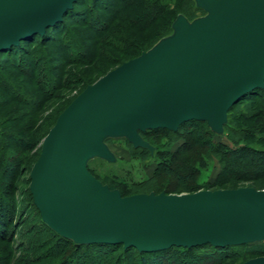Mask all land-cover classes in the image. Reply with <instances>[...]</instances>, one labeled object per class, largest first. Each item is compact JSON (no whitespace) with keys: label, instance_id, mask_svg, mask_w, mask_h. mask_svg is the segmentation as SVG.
Masks as SVG:
<instances>
[{"label":"water","instance_id":"95a60500","mask_svg":"<svg viewBox=\"0 0 264 264\" xmlns=\"http://www.w3.org/2000/svg\"><path fill=\"white\" fill-rule=\"evenodd\" d=\"M77 0H0V53L60 23ZM204 14L178 15L171 33L85 87L42 139L29 173L41 220L76 247L122 245L139 253L171 247L264 242V190L121 196L88 170L116 163L106 141L154 147L141 134L184 123L224 134L229 110L264 90V0H193ZM243 264H264V256Z\"/></svg>","mask_w":264,"mask_h":264},{"label":"trees","instance_id":"16d2710c","mask_svg":"<svg viewBox=\"0 0 264 264\" xmlns=\"http://www.w3.org/2000/svg\"><path fill=\"white\" fill-rule=\"evenodd\" d=\"M86 1L77 0L73 9L67 12L62 21L54 27L48 28L43 36H33L21 42L17 47H12L8 51L0 53V92L3 95L7 94L5 102H0V108L12 103L29 107L31 104H35L34 100L30 97H34L39 106H42L63 85L64 82L60 75L61 69L65 65L85 63L86 59L81 53L84 54L87 52L86 54H88L92 48L88 45V40L86 39V41L83 38H86L85 35L82 39L81 35H77V33H73L67 28L65 24V19L67 18L77 22V25L80 24L79 26L85 27L91 35L88 37L92 38L94 43L97 44L99 39H102L107 34L110 25L116 21H121L127 24L129 28L143 32L152 27L155 22L162 21L165 17V28L157 34V40L150 47L141 51L139 53L140 55L142 52L150 49L161 38L171 33V25L178 15H183L189 21H192L194 17L190 16L193 8L196 11L202 12L195 7L193 0H181L182 5L179 7L170 6L169 3L160 2L159 0H89L90 5L86 7ZM117 37L119 36H112L111 40L114 41ZM36 39H39L40 45L54 46L51 50L49 49V53L56 52L57 54L53 59L55 61L54 66L49 65V61L51 62L53 57H48L50 55L44 57L37 48L32 50L33 43H35ZM48 73L53 80L52 83L47 82ZM89 85L91 84H87L85 87ZM48 88L49 90H47ZM261 97L264 101V90H256L246 95L229 110L227 124L224 126V134L229 144H231V147L223 143H213L212 138L215 135L210 132L206 124L191 121L181 125L176 132L157 129L141 134L142 138L147 133L167 135L173 138L180 135L183 137L181 144L175 151L171 152L167 150L157 153L158 165L153 177L149 181L134 184L132 187L121 182L112 187L115 184L114 181H103V179L89 168L91 161L88 163V170L102 184L107 185L110 189L119 190L123 197L133 195V190L135 189H137L135 192L138 194L142 192V189L145 190L151 183H153L150 187L151 191H154L155 194H159L160 192L166 194H173V192H180V194L182 192L195 193L202 190V187L198 185V176L200 171L206 167L205 161L214 156L218 160L220 171L215 180L212 183H208L209 188L207 190H225L231 183L233 185L237 184L241 174L245 177V181L255 183V186H262L264 185V148L258 147H264V108L258 111L252 110L254 107L251 106L254 103L250 102L243 110L235 114V110L242 102ZM72 100L68 102L66 107ZM62 111L55 116L50 128L54 125L56 118ZM239 122H243L244 125L246 122H249L253 125V128H243L244 126L238 124ZM4 124L6 123L0 122V241L12 238L13 232L11 233L6 230V227L13 223V217L15 216L13 214V206L8 203L7 196L2 191L4 186H6L3 183L6 177H11L15 174L18 171L19 165L8 151L9 148L21 150L29 146V140L25 136V131H20L16 127L12 129V132L7 131L1 126ZM50 128L46 132L44 131L42 134H39L42 139ZM185 129L189 131L185 135L181 134ZM147 142L149 144L151 143L148 140ZM249 142H253V145H250ZM138 151L140 152L141 150ZM144 153L146 152L144 151ZM232 168L239 170L234 172L232 170L231 172ZM166 173L167 175L164 176ZM28 182H30L29 179ZM184 186L187 188H182ZM175 187L179 191H171L170 188ZM151 191H146V193ZM28 195L39 219V224L52 236L54 245L62 247L61 250L64 255L58 264H76L80 256H82L80 261H84L83 264H104L106 259H109V255L106 254L107 252H115L120 249L122 250V254L126 255L127 259L129 256L136 259L137 264H186V262L189 264H197V262L198 264L203 262L211 264L216 258L214 254H218L219 251L248 246H229L223 249L214 248L210 245L190 249L171 247L162 252L149 254L139 253L134 248L123 249L122 245H88L76 247L71 241L61 238L43 223L38 210L33 204L30 192H28ZM209 250L212 252L210 253ZM80 251H86V255L80 254ZM248 253L255 256V258L264 256V242L260 246L249 249Z\"/></svg>","mask_w":264,"mask_h":264},{"label":"rangeland","instance_id":"374dc122","mask_svg":"<svg viewBox=\"0 0 264 264\" xmlns=\"http://www.w3.org/2000/svg\"><path fill=\"white\" fill-rule=\"evenodd\" d=\"M159 1L169 3L170 6L179 7L182 5L181 0ZM89 5V0H87L85 6L88 7ZM194 10L195 9L193 8L190 17H194L195 19L203 16V12ZM164 18L162 21L155 22L152 27L143 32H138L129 28L127 24L121 21H116L110 25L107 34L102 39H99L97 44L94 43L92 38L88 37L90 33L85 27L79 26L80 24L77 25V22H74L69 18L65 19L67 28L73 33L81 35V38L85 35L86 38H83L88 40L86 41L92 48V52L89 51L88 54H86L87 52L84 54L81 53L86 59L85 63L82 62L65 65L63 69H61V74L59 73L63 79V85L58 91H55L54 96H51L42 106H39L35 98L30 97L29 95V97L35 102L34 105L31 104L32 106L30 105L29 107H26L21 104L12 103L6 107L0 108V122L6 123L1 125L2 128L12 132V129L16 127V129L20 131H25V136L29 140V146L27 148L21 150L9 148L8 151L19 165L18 171L11 177H6L3 182L6 186H4L2 191L5 192L8 203L13 206V214L15 216L13 217V223L6 227V230L11 233L13 232L12 238L0 241V264H58L62 259V256L64 255L61 250L62 247L54 245L52 236L49 235L39 224V219L28 195L30 183L28 182L29 173L38 158L42 142V138L39 134H42L44 131L46 132L50 128L55 116L66 107L70 100L82 92L87 84H93L106 73L115 69L117 65L136 57L141 51L150 47L157 40V34L165 28ZM86 32H88V34H86ZM112 36L119 37L115 38L113 41L111 40ZM109 40L112 43H109ZM33 44L32 50L37 48L38 51H41L40 53H42L44 57L48 55H50L48 56L50 58L53 57L51 62L49 61V65L54 66L55 61H53V59L57 54L56 52L49 53V49L51 50L54 46L50 45L49 47L48 45H40L39 39H36ZM47 82H53L49 73ZM47 90H49V88ZM6 97L7 94L3 95V93L0 92L1 103L5 102ZM250 102L254 103V105L251 106L254 107L252 110L258 111L264 108L262 97L254 98L253 100L242 102L235 110V114L236 112L243 110ZM8 121L9 123H7ZM30 121L34 123H30ZM238 124L241 126L243 125V128H253V125L249 122H246L245 125L243 122H239ZM187 131L189 130L185 129L181 134L185 135ZM245 135L247 136L246 133ZM182 138L181 135L173 138L172 136L169 137L167 135L147 133L143 136V139L152 143H150L151 146L154 147L152 155L147 150L134 149L131 144L124 139H110L106 144L117 158V162L110 165L100 159H94L89 163V168L92 169L97 176L103 179V181H114L115 184H113L112 187L121 182L132 187L134 184L142 183L147 180L149 181L153 177L158 165L157 153L162 151L165 152L167 150L171 152L175 151L181 144ZM212 142L223 143L231 147L225 134L213 137ZM252 143L253 142H249L250 145H253ZM258 148L263 149L264 147ZM138 150L141 151L139 152ZM144 151L146 153H144ZM205 162L206 167L200 171L198 176V185L202 187V190H207L209 188L208 183H212L220 171V166L216 157L212 156ZM232 170L234 172L239 169L232 168L231 172ZM166 175L167 173L164 176ZM244 178L243 174H241V177H239L240 181L238 180V183L235 185L231 183L226 189L252 187L256 190H264V185L255 186V183L245 181ZM152 184L153 183L149 184L145 190L151 191L150 187ZM175 188L170 189L171 191L178 190ZM182 188L187 187L184 186ZM136 190L137 189L133 190V195L136 194ZM145 190L142 189V192H139L138 194L146 193ZM151 192L154 193V191ZM183 193L185 192H182V194ZM173 194H180V192H173ZM261 244L262 243H253L248 244V246L245 247L239 246L240 248L219 251L218 254H214L216 258L211 264H243L244 262L255 258V256L248 253V250L260 246ZM209 251L210 253L212 252L211 250ZM80 254L86 255V251H80ZM106 254L109 255V259H106L104 264H137L136 259L131 258L130 256V258L128 257L127 259L126 255L122 254L121 249L115 252H107ZM81 257L82 256H80L79 260L73 259L78 260L76 264L84 263L83 260L80 261ZM186 264L189 263L186 262ZM200 264L207 263L203 262Z\"/></svg>","mask_w":264,"mask_h":264}]
</instances>
